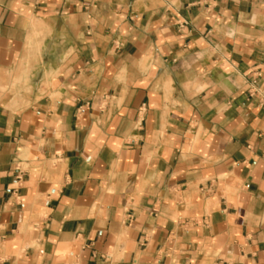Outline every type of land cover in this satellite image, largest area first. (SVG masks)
Here are the masks:
<instances>
[{
    "label": "crops",
    "instance_id": "0c3cea01",
    "mask_svg": "<svg viewBox=\"0 0 264 264\" xmlns=\"http://www.w3.org/2000/svg\"><path fill=\"white\" fill-rule=\"evenodd\" d=\"M0 264H264V0H0Z\"/></svg>",
    "mask_w": 264,
    "mask_h": 264
}]
</instances>
